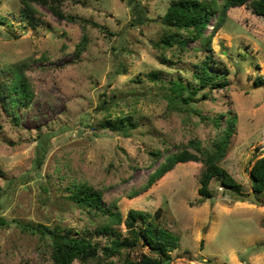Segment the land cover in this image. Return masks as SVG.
<instances>
[{"label": "rangeland", "instance_id": "374dc122", "mask_svg": "<svg viewBox=\"0 0 264 264\" xmlns=\"http://www.w3.org/2000/svg\"><path fill=\"white\" fill-rule=\"evenodd\" d=\"M139 1L149 19L132 25L126 0H64L67 12L93 19L101 28L83 27L38 3L40 18L33 26L21 17L19 0H0V75L5 78L20 66L34 94L18 107V124L2 111L1 263L50 262L48 237L18 221L73 226L104 241L86 213L64 196L67 183L86 180L103 189L104 199L116 198L123 214L129 208L158 209L160 223L179 235L171 264H264V191L254 195L258 202L252 199L249 180L252 162L264 153V82L253 84L257 75L264 76V17L244 4L228 10L211 45L216 59L228 66L230 82L190 102L208 114L227 107L236 111V130L221 164L241 183L244 198L223 191L216 180L210 182L214 194L201 196L203 166L192 160L178 162L147 190L128 197L175 150L169 143L191 135L207 141L215 132L198 115L169 109L147 76L156 69L162 77L195 82L192 70L205 54L201 39L189 40L184 51L164 49L167 59H162L151 41L162 31L160 16L170 0ZM83 32L87 47L76 54ZM123 115L138 123L130 135L99 125L105 117ZM41 136L48 140L38 162ZM156 147L163 152L154 158L148 150ZM120 226L125 230L124 223ZM140 250L147 251L137 246L132 252Z\"/></svg>", "mask_w": 264, "mask_h": 264}, {"label": "trees", "instance_id": "16d2710c", "mask_svg": "<svg viewBox=\"0 0 264 264\" xmlns=\"http://www.w3.org/2000/svg\"><path fill=\"white\" fill-rule=\"evenodd\" d=\"M132 13L129 24L144 23L149 18L145 6L139 0H126ZM21 17L32 24H38L40 12L36 3L45 5L55 15L73 22H79L83 27L87 23L105 28L97 21L77 16L63 8L64 0H19ZM246 5L252 13L264 17V0H170L165 11L160 16L162 31L159 37L152 40L154 47L160 50L161 58L167 59L164 49L175 46L178 51L187 49L189 40L201 39V49L205 52L199 63L193 68L196 81L182 79L178 76L165 78L160 71L153 69L147 72L149 79L156 82V92L166 98L169 109L185 111L187 114L198 115L200 121L207 122L215 129L214 134L204 141L197 135H191L186 140L171 142L175 150L168 152L164 159L149 173L146 181L127 192L133 197L147 190L157 179L172 169L178 162L199 161L202 170L199 175L198 193L204 197L214 194L210 182L216 180L221 189L233 194L237 199H243L245 191L240 182L221 164L227 153L232 134L236 130L238 115L227 107L213 114L203 113L192 107L190 102L207 98L216 87L229 84L228 66L216 59L211 45L212 38L226 22L228 10L233 6ZM211 25L208 32L206 29ZM88 36L83 32L76 43V54L86 49ZM216 65L217 69H212ZM3 78L0 75V132L3 127L2 111H6L14 124L19 123L18 107L28 104L33 98V90L22 68L18 65ZM10 74V75H9ZM264 82V76L257 75L253 84ZM137 121L131 115L119 116L116 119L105 117L99 121L102 128L123 136L130 135L137 126ZM48 137L41 136L37 145V161L40 162L45 152ZM168 145L166 147H168ZM157 158L162 149L156 147L148 150ZM1 172V171H0ZM250 188L255 196L264 191V153L256 157L249 169ZM45 189V187H43ZM64 196L80 210L86 213L93 223V231L105 236V240L95 239L92 234L82 232L73 226L42 223H22V228L31 232H39L48 237V264H171V250L179 244V235L158 220V209L154 212L144 209L129 208L123 214L116 198L106 200L103 189L95 187L86 180L70 181L65 186ZM0 223H5L0 216ZM124 223L125 230L121 228ZM145 247L134 254L135 247ZM0 264H31L28 260H19Z\"/></svg>", "mask_w": 264, "mask_h": 264}, {"label": "water", "instance_id": "95a60500", "mask_svg": "<svg viewBox=\"0 0 264 264\" xmlns=\"http://www.w3.org/2000/svg\"><path fill=\"white\" fill-rule=\"evenodd\" d=\"M252 199H254L255 201L258 202L257 198H255L254 194L252 193L251 196H250Z\"/></svg>", "mask_w": 264, "mask_h": 264}]
</instances>
